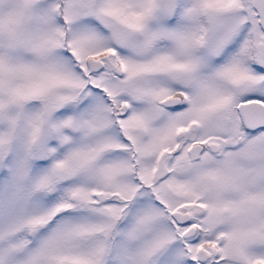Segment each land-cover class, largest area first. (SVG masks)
<instances>
[{
    "label": "snow or ice",
    "instance_id": "obj_1",
    "mask_svg": "<svg viewBox=\"0 0 264 264\" xmlns=\"http://www.w3.org/2000/svg\"><path fill=\"white\" fill-rule=\"evenodd\" d=\"M0 264H264V0H0Z\"/></svg>",
    "mask_w": 264,
    "mask_h": 264
}]
</instances>
